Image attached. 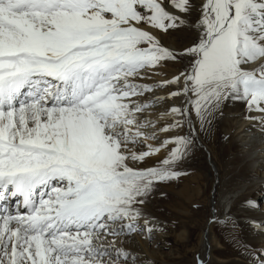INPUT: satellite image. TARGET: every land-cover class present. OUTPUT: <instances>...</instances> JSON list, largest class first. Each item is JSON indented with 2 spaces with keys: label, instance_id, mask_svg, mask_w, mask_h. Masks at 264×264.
<instances>
[{
  "label": "snow or ice",
  "instance_id": "6c2138e0",
  "mask_svg": "<svg viewBox=\"0 0 264 264\" xmlns=\"http://www.w3.org/2000/svg\"><path fill=\"white\" fill-rule=\"evenodd\" d=\"M228 100L264 134V0H0V264H137L125 238L164 230L144 205Z\"/></svg>",
  "mask_w": 264,
  "mask_h": 264
},
{
  "label": "rangeland",
  "instance_id": "374dc122",
  "mask_svg": "<svg viewBox=\"0 0 264 264\" xmlns=\"http://www.w3.org/2000/svg\"><path fill=\"white\" fill-rule=\"evenodd\" d=\"M160 38L165 46L182 49L185 45L190 43L192 34L187 31L173 32L167 36L161 35ZM180 68H182L181 64H169L167 68L161 70L167 74L163 78L166 79L170 77ZM154 79H160V77H155ZM170 90L172 89L158 90L157 95H166ZM181 103L182 99L175 98L165 101L162 105H159L152 110V115L149 118L155 119L160 112L165 111L168 107L173 105L179 106ZM226 107L230 110H238V113L241 114L243 119H245L246 114L251 115L246 112V106L242 102L228 100L215 117V144L212 143L213 140H210V135L207 134L206 137L202 134V147H200L195 154L187 159L181 166V170L188 174L180 177L177 181L159 184L156 190L148 198L143 211L150 217V219H155L159 222L161 227L164 228L163 231L155 232L153 235L169 238H167L168 246L164 247L162 250L160 249L161 247L154 248V250H156V260L140 264H160L159 259L163 256H170L171 254H174L175 256L177 253L176 250L182 251L181 249L183 247L181 246V243L177 241L175 236H170H173L174 234L179 235L184 231L189 232L192 228H194V231L190 243L187 245L188 247L186 246L184 249V257L180 260L181 264H196L197 256L208 261V264H217L218 262L214 261L209 255L210 249L212 250V245L210 244L209 239L208 241L205 238L201 240L194 256L187 253L192 246H195L197 242H199L198 236L200 231H204L206 234V231H209L210 227L214 232L220 227H226L227 229L230 228L231 232L234 231V233H236V229L225 222L227 220L228 222L229 220L232 222L239 220L235 218V212H230L231 215H228V212L235 207V211L240 210L243 207H248L249 205L246 203L248 200H252L258 205L255 208L249 206L247 208L248 210L255 214L264 215V171H260L258 176L253 174V172L255 173L258 164L249 166L247 160H240L238 162L239 154L232 152V149H229L227 156L222 159V161L224 160L225 162H228L227 166H223V162L215 156L216 151H221L226 143L230 144V142H227L229 135H226L224 129L228 128L238 134L237 130L240 127L239 124L233 122L226 123ZM145 115H147V113ZM247 121V123H253L249 120ZM162 123L163 122L158 126H162ZM180 134L182 135L183 132ZM165 135H172V133L161 134V139L165 138ZM237 136L233 141L236 145H239L238 141L240 136L239 138H237ZM148 143L158 144L159 141H148ZM258 154L259 153H256L255 155L258 156ZM164 155L165 153L162 151L156 156L149 158L146 164L139 166H154L158 160L163 159ZM255 155L253 157H256ZM224 168H232L231 170L233 171L228 174ZM244 168L245 170L240 172ZM247 172H249L250 175H248ZM250 187H253V195L255 194L254 199H252V197H247L243 200L241 197L248 193ZM236 200L240 201L235 204ZM173 222L177 223V229L176 224ZM172 231H174V234ZM260 233L262 234L263 232ZM136 236H139L140 240H144L141 233L132 234L130 237L125 238L126 242L124 241V243L126 244L124 246L127 247V250L130 251L129 245L131 243L136 245ZM144 242L148 244L149 240L146 239ZM240 243L245 244V240L241 239Z\"/></svg>",
  "mask_w": 264,
  "mask_h": 264
},
{
  "label": "bare ground",
  "instance_id": "6f19581e",
  "mask_svg": "<svg viewBox=\"0 0 264 264\" xmlns=\"http://www.w3.org/2000/svg\"><path fill=\"white\" fill-rule=\"evenodd\" d=\"M225 109H226V115H225L226 123L233 122L239 124L240 127L237 130L238 134H236L235 131L230 130L228 128L224 129L226 135H229L227 142H230V144L226 143V145L222 147L221 151L220 150L216 151L215 156L217 157V159H220L221 162H223V166H227L228 162L227 161L225 162L224 160L222 161V159H224L227 156L228 150L232 149V152L239 154L238 162L240 160L242 161L247 160V164L249 166L251 165L254 166L258 164L255 173L253 172V174L258 176L260 171H264V134H261V132L258 130V126L254 125V122L247 123L248 121L243 119V117H241V114L238 113L239 112L238 110H230L227 107ZM250 114L258 115L257 113H250ZM214 123H215V119L212 122V130L208 134L210 135V140L211 141L213 140L212 141L213 144H215L214 140L216 137V134L214 132V128H215ZM237 135L240 136V139L238 141L239 145H236V143L233 141V139H235ZM239 136H237V138H239ZM256 153H259L258 156L255 155ZM254 155L256 157H253ZM224 169L227 171L228 174H230L233 171L231 170L232 168L231 169L224 168ZM244 170L245 168L242 169L240 172ZM247 174L250 175L249 172H247ZM253 187H250L248 189V193L241 197L243 200L246 199L247 197H252V199H254L255 194L253 195V191H252ZM239 201L240 200H236L235 204H237ZM248 207H243L242 209L236 211H235L236 209L235 207L233 209H230V211L228 212V215L230 214V212L231 213L235 212L234 213L236 214L235 218L239 220L236 222H232L230 220L228 222L227 219H226L227 221L225 220L226 224H229L230 226H233L236 229V233H234L233 231L234 229L232 230L233 232H231L230 231L231 229L230 228L227 229L226 227L225 228L220 227L217 230H215V232L210 227L209 231H206V234L204 233V231H200L198 236L199 242H197L195 246H192L190 248V251L188 250L187 253H190L192 256H194L198 246L200 245L201 240L205 238L207 239V241L208 239L210 240V244L212 245L211 247L212 250L210 249L209 255L212 257L214 261L218 262L217 264H248L249 258L242 254L243 249L237 246L233 238L239 241L241 239H244L246 245H249L255 249L264 248L263 246L264 232L261 234L260 233L261 231L253 226L254 224L264 225V215L255 214L254 212L252 213L250 210L247 209ZM146 216L149 217L148 215ZM173 223L176 224V229H177L178 228L177 223L175 222ZM193 231L194 228H192L191 231L189 232L184 231L179 235L174 234V231H172L174 235L170 234L173 235L170 237L175 236L177 241L181 243V246L183 247L181 249L182 251L176 250L177 253L175 254V256L174 254H171L170 256H163L161 259H159L160 264H181L180 260L184 257V252H185L184 249L187 245H189ZM153 233H151L150 239L148 238V234L141 233V235H143L144 237V240L146 239L149 240L148 244L144 242V240H140L139 236H136V241H137L136 245L134 243H131L129 245L130 251L129 250L128 251L133 253L137 257V264L156 260L155 259L156 250H154V248L161 247L160 249L162 250L164 247L168 246L167 238L169 237H161L159 235H153ZM125 244L126 243H124V245ZM124 247L125 249L127 248L126 246ZM145 257L147 258V260Z\"/></svg>",
  "mask_w": 264,
  "mask_h": 264
}]
</instances>
